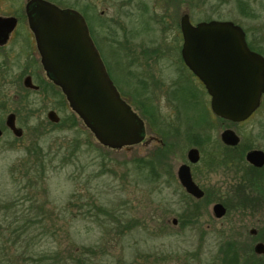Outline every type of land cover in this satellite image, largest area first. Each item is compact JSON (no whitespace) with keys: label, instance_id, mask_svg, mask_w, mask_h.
Wrapping results in <instances>:
<instances>
[{"label":"rangeland","instance_id":"rangeland-1","mask_svg":"<svg viewBox=\"0 0 264 264\" xmlns=\"http://www.w3.org/2000/svg\"><path fill=\"white\" fill-rule=\"evenodd\" d=\"M63 1L75 5L96 24L111 78L143 116L150 107L159 117L168 118L173 111L177 115L168 89L182 72L175 52L181 42L179 19L183 13L192 22L220 19L239 24L247 40L264 55V0ZM10 3L18 0H0V12L8 11ZM115 28L117 38L124 34L127 40L121 45L111 37ZM173 37H178V46L170 44ZM162 43H166L162 46L168 56L150 65L140 56L138 65L128 62L126 55L134 57L147 46L160 48ZM114 50L120 51L123 63ZM130 70L138 71L137 77ZM188 79L181 82V112L196 125L200 118H209V95ZM6 85H0V100L4 94L11 100L0 104V115L6 107L18 108L20 113L30 111L20 107L25 98L14 101L19 89ZM58 89L51 85L49 97L31 93L28 99L51 98L47 102L60 114L59 122L49 121L45 112L27 115V123L20 124L22 136L7 131L0 138V264H74L71 257L82 251L94 264H187L183 250L198 236L191 239L190 231L179 234L171 223L174 213L166 212L165 192H157L146 181V172L135 166V159L143 157L150 145L143 142L122 149L101 145ZM230 125L241 138V147L230 152L233 160L243 148L264 150V95L260 108L248 120ZM211 132L218 135L217 128ZM226 173L230 182L243 177L242 170ZM222 179L221 170L213 173L212 180ZM252 180L264 198V170ZM222 223L215 228L231 226V233L248 247L253 239L249 229L264 226V209L229 212Z\"/></svg>","mask_w":264,"mask_h":264},{"label":"flooded vegetation","instance_id":"flooded-vegetation-1","mask_svg":"<svg viewBox=\"0 0 264 264\" xmlns=\"http://www.w3.org/2000/svg\"><path fill=\"white\" fill-rule=\"evenodd\" d=\"M45 1L62 9H73L83 17L94 46L111 78V68L104 55L102 42L98 40V30L94 27L96 24L94 25V22L87 18L86 14L75 5L69 4L63 0ZM40 3L39 0H18L17 4L10 3L8 11L0 12L1 17L13 18L15 20L13 26L7 31V36L5 38L1 35L5 27L0 26V80L2 81H0V85L4 83L7 84L6 86L8 87L19 89L17 93H14V101L25 98L26 100H21L22 105L20 107H23V109H30V111L28 110L24 113H20L18 108L8 109L6 107L3 111L4 113L0 115V129L2 131L0 138L7 131L12 133L15 137L22 136L23 128L20 124L21 122L27 123V120H29L27 115H40L43 114L42 112H45L49 121L57 123L61 120L58 111L47 102V100L51 98H38L37 100L28 99V95L31 93H42L44 96L49 97V87H51V85L52 87L57 86L53 83L51 78L48 77L43 68L35 33L29 21L30 16L32 18L37 17L40 12ZM118 29H120V27H118ZM116 32V28L112 29L113 34H111V37L115 44L121 45L123 42L127 41L123 36L124 34H122L120 38H117ZM178 40V37H173L170 44L178 46ZM180 41V46L177 47L175 55H178L181 59L182 67L180 66V68L182 72L181 75L178 77L176 76L174 84L168 89L171 99L173 100L171 102L174 103L175 109L177 110V115L175 111H173L168 118L159 117L158 111L150 106V110L145 111V116L141 115L111 78L121 98L129 104L143 121L144 137L136 144L145 142L144 144L146 147L150 145L147 147L143 157L145 161H150L154 158L152 160L156 163L155 166H151L150 163L147 164V169L144 170V172H146V181L151 183L152 186L158 190L157 192H165V197L163 196V198L166 199V212L174 213L171 218V223L173 226H177L179 234L183 236L182 234L184 233H182V231H190L193 234L190 235L192 236L191 239L196 237L195 235L198 236V239L196 238L195 241L190 243L189 246L192 248L190 247L183 250L187 264H264V249H262V247H257L259 243L264 245V226H261L259 230L254 227L249 229V234L253 239L252 245L248 247L231 233V226L220 225L218 228H215L216 223L223 224L222 222L228 216L229 212L245 214L248 210L254 212L264 209V198L259 195L258 188H255L257 183L252 180L253 176L264 170V164L262 166H257L246 159V154L249 151L262 150L264 152V150L261 148L247 147L245 150L243 148L236 151L239 153V158L237 160H233L230 156V152H234L236 148L239 149L241 145L240 136L231 128L230 124L233 126L248 120L256 110L247 119L240 122H233L216 116L211 110L210 95L204 84L193 71L189 69L182 58V34ZM246 41L251 50L260 53L247 40V37ZM165 44L166 43L159 44L160 48L147 46L144 52L139 51L135 53L134 55L136 57L126 55L127 60L130 65L135 62L136 65H138L136 60L140 56L144 57L146 61H149L150 65L153 60H159L161 57L169 55L165 54ZM114 51L117 55L118 62L123 63L120 51ZM131 73L136 76L138 71L136 73V71L133 72L130 70V74ZM190 77L192 78V81H190L194 84L196 89L209 95L210 109L205 105L206 109L208 111L210 110L209 118H200V122H196V125L184 119L180 106L182 92L181 82L183 79H188ZM157 81L162 85L161 79ZM139 83L143 87L146 85L142 80H140ZM21 94H23V96H21ZM24 94H26V97ZM5 95L6 94H4L3 100H0V104H6L8 100H11L9 96ZM62 97L64 102L68 104L63 93ZM260 106L257 109H259ZM49 111H54L57 114L58 121H53L48 117ZM22 114L24 115L22 116ZM10 115L13 116L14 124L22 130L20 136H16L7 126V120ZM226 122H230V124L226 126ZM216 128L218 129V135L215 132H211L212 130L215 131ZM226 130H232L239 137V141L235 145L227 144L222 140V134ZM133 145L123 146L118 149L131 147ZM151 148L153 150L155 149L154 155H150ZM192 150L196 152H192ZM137 159H135V162ZM157 161H160V164H157ZM230 169L232 172L233 170L235 172H240L242 170V179L230 182V176L226 173ZM217 170L222 171L223 179L216 182L212 180V178L213 173ZM187 179L199 190L188 189L186 186ZM201 179L204 180L202 181ZM217 205H220V208H218Z\"/></svg>","mask_w":264,"mask_h":264},{"label":"water","instance_id":"water-1","mask_svg":"<svg viewBox=\"0 0 264 264\" xmlns=\"http://www.w3.org/2000/svg\"><path fill=\"white\" fill-rule=\"evenodd\" d=\"M39 1L40 12L35 18L30 16L29 21L41 63L48 77L61 89L71 110L103 146L118 149L140 142L144 137L143 121L121 98L83 17L73 9ZM14 22L13 18L0 16V26L5 27L1 34L4 38ZM179 24L182 58L204 84L212 112L233 122L247 119L260 106L264 94V56L248 47L243 28L231 20L192 23L185 12ZM48 117L58 121L54 111H49ZM7 126L16 136L22 134L12 115ZM222 140L235 145L239 137L232 130H226ZM246 159L262 166L264 152L251 150ZM186 186L199 190L189 179ZM257 247L264 249L262 243Z\"/></svg>","mask_w":264,"mask_h":264},{"label":"trees","instance_id":"trees-1","mask_svg":"<svg viewBox=\"0 0 264 264\" xmlns=\"http://www.w3.org/2000/svg\"><path fill=\"white\" fill-rule=\"evenodd\" d=\"M152 159H154V158H152ZM152 159L150 161H145L144 157L138 158L136 160L135 166L137 169L144 171L147 169V164L150 163L151 166L156 165V163ZM157 164H160V161H157ZM82 253H83V251H82ZM82 253L76 254V255L74 253L73 257H71V260L74 264H94V263L90 262L91 261L90 259L84 258L82 256Z\"/></svg>","mask_w":264,"mask_h":264}]
</instances>
